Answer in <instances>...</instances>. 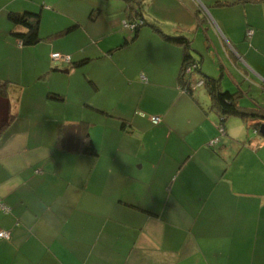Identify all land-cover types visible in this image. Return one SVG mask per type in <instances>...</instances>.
<instances>
[{"label":"crops","instance_id":"crops-1","mask_svg":"<svg viewBox=\"0 0 264 264\" xmlns=\"http://www.w3.org/2000/svg\"><path fill=\"white\" fill-rule=\"evenodd\" d=\"M10 11L39 12L38 43L13 37ZM138 17L159 29H124ZM160 30L264 113V0H0V264H264L259 120L184 91L185 46ZM81 120L95 156L57 145Z\"/></svg>","mask_w":264,"mask_h":264},{"label":"trees","instance_id":"trees-1","mask_svg":"<svg viewBox=\"0 0 264 264\" xmlns=\"http://www.w3.org/2000/svg\"><path fill=\"white\" fill-rule=\"evenodd\" d=\"M7 16L12 24L11 33L19 43L24 46H30L38 43L41 40V36L39 35V12L10 11ZM130 22H135L137 24L132 30L135 33L134 35L137 34V30L142 25L151 24L146 22L143 17H138L137 19H134ZM152 27L159 29L155 25ZM67 29H70V27L65 28V30ZM160 33H162L166 39L185 46L178 78L180 87L192 95L194 94L195 87L202 85L206 89V92L210 98L209 108L216 111L221 116V121H224L227 116H237L246 122L249 120L258 119L259 121L251 124L250 127L253 128L256 133H259V125L261 124V121H264L263 111L258 108H244L239 104L236 93L223 90L221 88L220 81L217 77L210 76L202 72L200 73V62L195 60V58L188 53L187 49L190 47V41L184 35L180 34L178 36H171L169 34L163 33L162 30H160ZM128 41L129 40H125L118 47H123L128 43ZM86 61L87 59L72 63L70 60L71 66H79L84 64ZM68 64L70 65V63ZM187 67H190L189 72L185 71ZM53 69H56V67H53ZM193 72L200 73L199 80L196 82H193ZM7 84L8 81L0 80V95L5 94ZM54 97L59 99L62 96L59 94H54ZM10 116L12 117V115ZM221 127L222 125L219 126V129ZM223 132L220 131V133ZM57 145L62 150L68 151L70 153H86L94 156L97 154L96 148L89 137L88 122L85 120L78 122H68L59 126Z\"/></svg>","mask_w":264,"mask_h":264},{"label":"built area","instance_id":"built-area-1","mask_svg":"<svg viewBox=\"0 0 264 264\" xmlns=\"http://www.w3.org/2000/svg\"><path fill=\"white\" fill-rule=\"evenodd\" d=\"M141 21V20H139ZM137 24L135 22H124V26L129 28L130 30H133L134 27L136 26ZM250 32V31H249ZM51 60L53 61V63H70V60H71V57L69 55H63L59 52H53L51 53ZM186 72H189L190 71V67H187L185 69ZM151 121L154 122V123H157L160 121V118L159 116H151ZM221 132H223V129L222 127L219 129ZM216 139H214L213 141H211V143L215 142ZM0 210L4 213H7L9 211V207L0 199ZM10 235V233L8 231H3V230H0V238H8Z\"/></svg>","mask_w":264,"mask_h":264},{"label":"rangeland","instance_id":"rangeland-1","mask_svg":"<svg viewBox=\"0 0 264 264\" xmlns=\"http://www.w3.org/2000/svg\"><path fill=\"white\" fill-rule=\"evenodd\" d=\"M118 3H121V2H118ZM104 21H105V17H102V18H101V23H102V24H100V25H104ZM94 28H95V30H94L95 32L98 31V30H100L99 25H96ZM124 29H126V28L124 27ZM207 58H208V57H207ZM209 58H210V57H209ZM209 58H208V60H210ZM67 65H68V64H67ZM196 88H197V87H196ZM224 88H225V87H224ZM201 93L207 95V92H206V90H205V88H204L203 86H201V87H199V88L196 89V91L194 92V96L197 97V98L199 99V97L201 98V95H200ZM200 100H201V99H200ZM247 131H248V137H250V138H252L253 136H254V137H257V138H264V137H263L262 135H260L259 133H258V134H255V133L253 132V128H251V127H249Z\"/></svg>","mask_w":264,"mask_h":264},{"label":"water","instance_id":"water-1","mask_svg":"<svg viewBox=\"0 0 264 264\" xmlns=\"http://www.w3.org/2000/svg\"><path fill=\"white\" fill-rule=\"evenodd\" d=\"M61 71L67 72V70H61ZM259 133L264 136V123H261L259 125Z\"/></svg>","mask_w":264,"mask_h":264}]
</instances>
